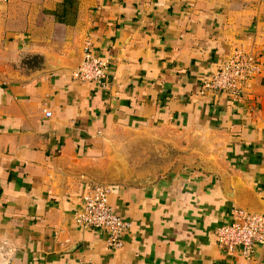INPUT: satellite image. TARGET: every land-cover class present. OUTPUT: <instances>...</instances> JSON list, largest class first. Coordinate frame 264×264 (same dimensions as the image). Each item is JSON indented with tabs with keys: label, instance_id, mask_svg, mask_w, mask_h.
<instances>
[{
	"label": "crops",
	"instance_id": "crops-1",
	"mask_svg": "<svg viewBox=\"0 0 264 264\" xmlns=\"http://www.w3.org/2000/svg\"><path fill=\"white\" fill-rule=\"evenodd\" d=\"M63 1L37 18L0 0V264H264L263 246L246 260L214 235L239 206L223 175L264 207V0ZM86 43L104 87L73 77ZM235 49L259 63L240 101L202 88ZM174 144L187 152L154 181L107 184L120 249L76 225L115 159Z\"/></svg>",
	"mask_w": 264,
	"mask_h": 264
},
{
	"label": "built area",
	"instance_id": "built-area-1",
	"mask_svg": "<svg viewBox=\"0 0 264 264\" xmlns=\"http://www.w3.org/2000/svg\"><path fill=\"white\" fill-rule=\"evenodd\" d=\"M258 71V60L235 49L208 79L202 81V88L221 92L234 101H240L245 96L248 82ZM107 73L108 61L97 56L89 44H84L82 59L73 71L74 79L104 87ZM45 115L50 117L51 112L45 111ZM109 192V186L104 183H94L88 187L73 218L79 227L104 231L107 246L120 249L129 223L110 207ZM228 219L214 233L217 244L228 251L240 248L244 259L251 260L254 247H264V212H254L234 205L228 212Z\"/></svg>",
	"mask_w": 264,
	"mask_h": 264
},
{
	"label": "water",
	"instance_id": "water-1",
	"mask_svg": "<svg viewBox=\"0 0 264 264\" xmlns=\"http://www.w3.org/2000/svg\"><path fill=\"white\" fill-rule=\"evenodd\" d=\"M80 63V62H79ZM79 64L74 68V70L78 67ZM171 152L174 154L171 158H164L161 156L157 162L152 161L151 152L148 149L141 150L138 153V157L135 161H132V166L135 168H125L124 164H122V160H115V163H112L106 174H101L99 176L98 181L104 184L111 183H127L131 182L133 184H147L154 181L159 175L164 174L167 169L170 167L172 163L176 159H182L184 157V152L187 150L177 146L174 144V147L171 146ZM174 150V152H173ZM213 162L209 161L206 164H212ZM207 171H211L214 169L220 170L216 165L214 166H206L203 167ZM129 171L140 173L139 177H127L126 173ZM224 174V173H223ZM223 186L225 188V193L230 198H235L240 207L254 211V212H264V207L254 204L255 201L251 198L248 192L245 189H240L238 185L230 188V184H233L228 175H223L222 178Z\"/></svg>",
	"mask_w": 264,
	"mask_h": 264
},
{
	"label": "rangeland",
	"instance_id": "rangeland-1",
	"mask_svg": "<svg viewBox=\"0 0 264 264\" xmlns=\"http://www.w3.org/2000/svg\"><path fill=\"white\" fill-rule=\"evenodd\" d=\"M42 1L43 0H8V2L12 5L11 9L15 13L16 17H24L27 13H30L31 16L37 18L48 14L44 12L46 9L42 6Z\"/></svg>",
	"mask_w": 264,
	"mask_h": 264
},
{
	"label": "trees",
	"instance_id": "trees-1",
	"mask_svg": "<svg viewBox=\"0 0 264 264\" xmlns=\"http://www.w3.org/2000/svg\"><path fill=\"white\" fill-rule=\"evenodd\" d=\"M67 1H63L61 4H60V7H62V10H61V13L64 14L66 12V9H65V4H66ZM55 12V11H54ZM55 14V13H54Z\"/></svg>",
	"mask_w": 264,
	"mask_h": 264
}]
</instances>
